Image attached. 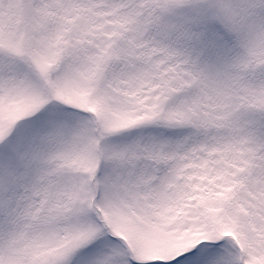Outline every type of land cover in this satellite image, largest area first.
<instances>
[{"label": "snow or ice", "instance_id": "obj_1", "mask_svg": "<svg viewBox=\"0 0 264 264\" xmlns=\"http://www.w3.org/2000/svg\"><path fill=\"white\" fill-rule=\"evenodd\" d=\"M0 264H264V0H0Z\"/></svg>", "mask_w": 264, "mask_h": 264}]
</instances>
